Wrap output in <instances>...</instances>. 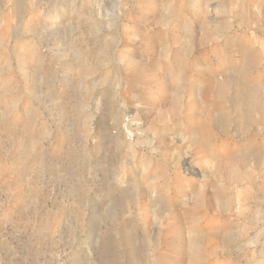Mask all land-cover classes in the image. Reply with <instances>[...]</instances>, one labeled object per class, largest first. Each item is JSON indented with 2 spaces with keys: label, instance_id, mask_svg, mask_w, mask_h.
I'll return each instance as SVG.
<instances>
[{
  "label": "rangeland",
  "instance_id": "rangeland-1",
  "mask_svg": "<svg viewBox=\"0 0 264 264\" xmlns=\"http://www.w3.org/2000/svg\"><path fill=\"white\" fill-rule=\"evenodd\" d=\"M0 264H264V0H0Z\"/></svg>",
  "mask_w": 264,
  "mask_h": 264
},
{
  "label": "bare ground",
  "instance_id": "bare-ground-1",
  "mask_svg": "<svg viewBox=\"0 0 264 264\" xmlns=\"http://www.w3.org/2000/svg\"><path fill=\"white\" fill-rule=\"evenodd\" d=\"M200 127H203V126L198 125V128H200ZM201 133H202V135H203V133H205V131L202 130Z\"/></svg>",
  "mask_w": 264,
  "mask_h": 264
}]
</instances>
